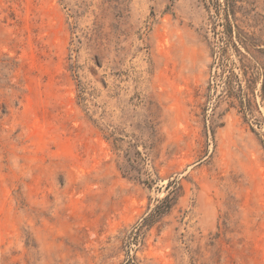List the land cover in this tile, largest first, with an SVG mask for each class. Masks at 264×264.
<instances>
[{"label": "rangeland", "instance_id": "374dc122", "mask_svg": "<svg viewBox=\"0 0 264 264\" xmlns=\"http://www.w3.org/2000/svg\"><path fill=\"white\" fill-rule=\"evenodd\" d=\"M0 264H264V0H0Z\"/></svg>", "mask_w": 264, "mask_h": 264}, {"label": "trees", "instance_id": "16d2710c", "mask_svg": "<svg viewBox=\"0 0 264 264\" xmlns=\"http://www.w3.org/2000/svg\"><path fill=\"white\" fill-rule=\"evenodd\" d=\"M168 197H165L164 202L162 204V206H158L156 207V211H159V209H164V208H168Z\"/></svg>", "mask_w": 264, "mask_h": 264}]
</instances>
